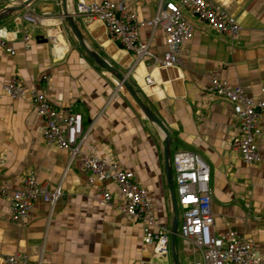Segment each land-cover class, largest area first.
Masks as SVG:
<instances>
[{
	"label": "crops",
	"instance_id": "obj_1",
	"mask_svg": "<svg viewBox=\"0 0 264 264\" xmlns=\"http://www.w3.org/2000/svg\"><path fill=\"white\" fill-rule=\"evenodd\" d=\"M28 1L47 14L46 25L22 18ZM80 1L100 0L66 2L82 43L63 17V0L0 2V42H5L0 46V187L19 189L25 176L34 175L49 190L61 187L62 192L54 204L36 199L22 224L11 221L9 202L0 198V259L21 252L29 264H176L175 255L179 264L201 260L180 235V206L171 245L175 211L168 162L176 190L173 155L190 149L211 167L212 232L233 229L253 239L264 264V115L257 135L261 159L249 165L233 148L239 121L232 104L209 92L211 78L218 77L264 101V0H213L241 25L233 41L190 14L192 32L182 45L181 63L170 67L156 65L151 57L136 60L109 36L103 21L77 13ZM111 1L143 20L156 14L162 0ZM140 39L163 57L162 27H142ZM119 75L170 133L168 158L163 130L126 88L117 90ZM12 77L44 92L60 110L82 116L87 135L80 154L45 142L44 119L30 98L6 94L4 85ZM85 155L113 160L148 190L157 226L171 231L168 254L160 256L145 244L142 223L118 208L122 198L113 184L108 187L118 206L100 204L99 183H90L81 165Z\"/></svg>",
	"mask_w": 264,
	"mask_h": 264
},
{
	"label": "built area",
	"instance_id": "obj_2",
	"mask_svg": "<svg viewBox=\"0 0 264 264\" xmlns=\"http://www.w3.org/2000/svg\"><path fill=\"white\" fill-rule=\"evenodd\" d=\"M26 1L0 0L10 4H25ZM77 13L103 21L109 36L131 51L136 60L151 57L156 65L165 67L181 63L182 45L192 32L190 14L198 17L208 29L232 41L241 30V25L233 17L227 16L213 0H162L156 14L143 20L138 19L137 14L128 10L125 5L111 0L80 1ZM22 18L35 25H46L49 19L46 13L40 14L30 4L25 5ZM147 25L163 28L167 50L162 58L156 57L150 51L149 43L140 39V30ZM0 46L5 47V42L1 41ZM7 50L14 53L11 48ZM43 78L47 79L48 76ZM116 85L117 90L124 88L119 81ZM4 89L13 99L30 98L34 109L44 119L43 136L48 145L68 150L72 156L81 153L87 132L79 113L70 108L60 110L44 92L28 87L18 77L9 79ZM209 92L232 104L239 121L233 148L240 152L247 164L257 163L261 159L257 135L260 119L264 115V101L253 100L242 87L218 77L211 78ZM172 162L176 176L177 203L183 211L180 235L201 254V260L194 259L190 264H260V254L253 239L246 238L233 229L220 234L212 232L214 214L209 163L202 155L190 149L178 150L173 155ZM81 165L90 174V183H99L100 204L117 205L114 193L108 187V184H113L122 198V204L117 205L118 208L130 219L142 223L145 244L153 246L155 253L160 256L168 254L171 231L157 226L148 190L109 158L85 155ZM61 195V187L51 191L34 175L25 176L19 189L0 187V198L9 202L10 219L18 224L25 222L36 199L41 198L54 204ZM0 264H29V256L16 252L3 256Z\"/></svg>",
	"mask_w": 264,
	"mask_h": 264
},
{
	"label": "water",
	"instance_id": "obj_3",
	"mask_svg": "<svg viewBox=\"0 0 264 264\" xmlns=\"http://www.w3.org/2000/svg\"><path fill=\"white\" fill-rule=\"evenodd\" d=\"M31 1L26 2V4L30 3ZM66 2L67 0H63V4H64V12H63V17L65 19V21L69 24V26L71 27L72 31L74 32V34L76 35V37L80 40V42L82 43V38L80 35V32L77 28V26L74 23V19L73 16L67 11L66 9ZM96 61L101 64L102 66H104L107 69H111L110 65L105 62L104 60H102L99 57H95ZM118 81L121 82L124 86V88H126V90L130 93V95L135 99V101L138 103V105L142 108L143 112L145 113V115L147 116V118L152 122L157 124L164 132L165 134V144H166V148H167V158L169 157V146L170 143L172 141V137L170 135V133L168 132L167 128L164 126V124L162 123V121L150 110H148L143 104L142 102L139 100V98L137 97L135 91L133 90L132 86L124 80V78L122 76H118ZM168 182H169V187H170V191H171V195H172V201H173V207H174V211H175V222H174V226L172 229V236H171V245L172 247H174L175 244V239H176V235H177V220H178V213H179V207H178V203H177V196H176V191H175V184H174V180H173V176H172V168L168 162ZM175 260H176V264H179L178 261V257L175 255Z\"/></svg>",
	"mask_w": 264,
	"mask_h": 264
},
{
	"label": "rangeland",
	"instance_id": "obj_4",
	"mask_svg": "<svg viewBox=\"0 0 264 264\" xmlns=\"http://www.w3.org/2000/svg\"><path fill=\"white\" fill-rule=\"evenodd\" d=\"M182 213H183V211L181 210V211H180V215H182Z\"/></svg>",
	"mask_w": 264,
	"mask_h": 264
}]
</instances>
